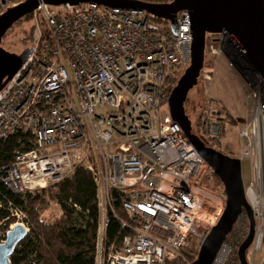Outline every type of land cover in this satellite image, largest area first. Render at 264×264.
Here are the masks:
<instances>
[{"label":"built area","instance_id":"obj_1","mask_svg":"<svg viewBox=\"0 0 264 264\" xmlns=\"http://www.w3.org/2000/svg\"><path fill=\"white\" fill-rule=\"evenodd\" d=\"M23 1L0 0V15ZM40 1L32 14L43 15L46 32L30 41V55L0 89V140L22 130L31 147L22 143L12 161L0 166L1 181L25 194L87 169L97 185L96 264H194L183 254L187 239L206 236L226 197L202 187L210 165L180 124L161 115L170 74L191 63L190 11H178L172 21L140 8ZM151 17L170 21V29L154 28ZM210 36L234 44L226 31ZM252 69L263 96L240 129L239 157L249 161L245 196L256 222L249 264L264 248V78ZM217 130L212 125L210 132L216 136ZM113 189L127 219L116 211ZM6 207L11 216L25 217L12 202ZM109 214L126 233L107 246ZM248 232L249 221L233 227L212 264H228Z\"/></svg>","mask_w":264,"mask_h":264},{"label":"water","instance_id":"obj_2","mask_svg":"<svg viewBox=\"0 0 264 264\" xmlns=\"http://www.w3.org/2000/svg\"><path fill=\"white\" fill-rule=\"evenodd\" d=\"M59 6L64 3L97 2L110 7L140 8L158 18L172 20L180 10L191 14L192 58L168 99L171 117L180 124L189 142L207 161L224 185L226 206L218 223L203 239L194 264H212L226 236L232 231L240 215L245 212L249 221L247 237L238 248L240 264H249L247 250L255 235V217L245 196L242 161L208 146L193 132L192 121L186 113L189 92L198 84L204 68L207 35L226 31L234 44L248 58L252 67L264 78V0H173L153 3L142 0H43ZM40 0H25L0 15V89L19 71L31 53L30 48L13 52L3 47L2 41L16 22L31 15ZM174 29V27L172 26ZM28 228L20 222L14 224L0 242V264H12L11 257L18 245L27 237Z\"/></svg>","mask_w":264,"mask_h":264},{"label":"trees","instance_id":"obj_3","mask_svg":"<svg viewBox=\"0 0 264 264\" xmlns=\"http://www.w3.org/2000/svg\"><path fill=\"white\" fill-rule=\"evenodd\" d=\"M145 1L169 3L173 0ZM178 80V71L172 72L168 81L170 92ZM29 140V134L22 130H18L7 139L0 140V166L12 161L14 151L20 148L22 143L25 149L30 148ZM222 188L224 192V185ZM112 195L116 211L120 217L127 219L118 191L113 189ZM0 200L5 204L0 207V239L5 240L7 232L17 220L16 217L11 216L6 207L9 201L27 213L31 227L30 233L12 255V264H96L99 210L97 185L91 171L78 168L75 173L49 189L28 191L25 194L12 192L0 179ZM51 202L55 203L60 213L53 219H47L43 216V212L47 210ZM75 204L80 207V210L75 208ZM109 217L110 223L106 228L107 246L116 237L121 239L126 233V229L122 228L119 220L110 214ZM239 223L247 225L248 218L245 212L241 214L234 228ZM202 242V239L197 241V238L193 236L187 239L183 254L193 263L198 257ZM235 260L240 264L237 254ZM163 264L185 263L180 259H174L165 261Z\"/></svg>","mask_w":264,"mask_h":264},{"label":"rangeland","instance_id":"obj_4","mask_svg":"<svg viewBox=\"0 0 264 264\" xmlns=\"http://www.w3.org/2000/svg\"><path fill=\"white\" fill-rule=\"evenodd\" d=\"M150 25L163 30L170 29L171 22L151 17ZM47 23L40 13L37 18L31 14L14 24L4 36L2 45L7 50L22 52L30 41L35 39L38 32L45 33ZM214 37L207 39L205 64L198 84L189 92L185 104L186 113L192 121L193 131L206 143L223 153L240 157L243 139L240 129L252 118L257 100L263 96L262 84L255 78V71L250 70L251 63L244 53L233 43L223 41L213 42ZM213 49L216 51L213 53ZM187 68V67H186ZM178 70L179 78L185 69ZM182 71V72H181ZM163 118L170 116L169 105L166 102L161 108ZM207 130H203V126ZM218 126L217 135L211 134V126ZM244 183L250 179L249 161L242 160ZM221 180L210 168L204 178L202 187L211 193L225 197ZM50 188V187H49ZM47 188V189H49ZM43 216L53 219L59 215L55 203H49ZM25 217L17 218V222L24 224L30 233L31 227L26 212ZM13 226V225H12ZM197 241L203 240L205 235H193ZM4 240V239H2ZM197 244V242H196ZM251 260V247L247 250ZM264 259V248L254 257L255 264H261ZM228 264H239L235 255Z\"/></svg>","mask_w":264,"mask_h":264},{"label":"bare ground","instance_id":"obj_5","mask_svg":"<svg viewBox=\"0 0 264 264\" xmlns=\"http://www.w3.org/2000/svg\"><path fill=\"white\" fill-rule=\"evenodd\" d=\"M168 22H170V21H168ZM250 70H252V65H250ZM200 78V77H199ZM241 216V215H240ZM14 226V225H13Z\"/></svg>","mask_w":264,"mask_h":264},{"label":"flooded vegetation","instance_id":"obj_6","mask_svg":"<svg viewBox=\"0 0 264 264\" xmlns=\"http://www.w3.org/2000/svg\"><path fill=\"white\" fill-rule=\"evenodd\" d=\"M142 1H145V0H142ZM194 132V131H193ZM195 133V132H194ZM208 146H210L208 143H206ZM212 147V146H211Z\"/></svg>","mask_w":264,"mask_h":264}]
</instances>
